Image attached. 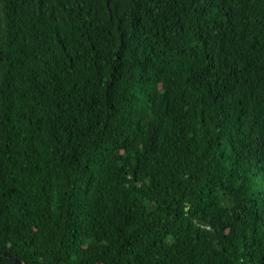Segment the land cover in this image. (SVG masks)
Returning <instances> with one entry per match:
<instances>
[{
    "label": "trees",
    "instance_id": "16d2710c",
    "mask_svg": "<svg viewBox=\"0 0 264 264\" xmlns=\"http://www.w3.org/2000/svg\"><path fill=\"white\" fill-rule=\"evenodd\" d=\"M264 264V0H0V264Z\"/></svg>",
    "mask_w": 264,
    "mask_h": 264
},
{
    "label": "water",
    "instance_id": "95a60500",
    "mask_svg": "<svg viewBox=\"0 0 264 264\" xmlns=\"http://www.w3.org/2000/svg\"><path fill=\"white\" fill-rule=\"evenodd\" d=\"M13 262H14V264H23L22 261L15 259V258L13 259Z\"/></svg>",
    "mask_w": 264,
    "mask_h": 264
}]
</instances>
